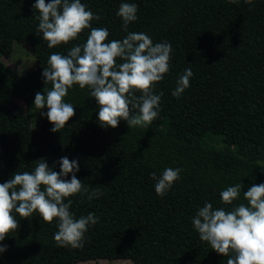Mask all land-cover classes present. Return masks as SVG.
<instances>
[{"label":"trees","instance_id":"1","mask_svg":"<svg viewBox=\"0 0 264 264\" xmlns=\"http://www.w3.org/2000/svg\"><path fill=\"white\" fill-rule=\"evenodd\" d=\"M35 2L0 0V183L15 172H34L40 158L59 172L57 161L67 156L79 161L76 175L82 185L103 195L91 201L81 193L65 198V203L72 201L75 218L90 212L99 218L88 226L82 248L57 245L58 218L47 223L38 212L25 219L13 210L19 228L0 241L8 246L0 264L97 259L227 264L228 257L199 238L192 220L206 201L226 211L247 206L244 191L264 183V0L251 5L244 0H81L100 17L91 26L109 30L106 43L123 40L128 32L145 33L154 44L170 43L169 71L153 86L163 95L158 117L146 127L130 128L123 119L116 128L101 127L92 89L74 84L63 99L75 107V115L60 132L50 130L48 119L32 128L35 94L52 88L42 77L49 56L67 55L83 45L91 28L49 48L37 34ZM124 2L138 6L137 19L127 31L117 15ZM14 41L31 47L34 69L22 73L2 61V56H11ZM123 62L116 58L117 66ZM187 68L194 73L190 86L174 97ZM133 94L142 95L138 90ZM14 99L25 102V114L10 109ZM130 109V115L138 114ZM169 167L182 169L180 178L159 196L151 174L159 176ZM237 184L242 186L239 197L223 204L220 192Z\"/></svg>","mask_w":264,"mask_h":264},{"label":"clouds","instance_id":"2","mask_svg":"<svg viewBox=\"0 0 264 264\" xmlns=\"http://www.w3.org/2000/svg\"><path fill=\"white\" fill-rule=\"evenodd\" d=\"M251 5L253 0H244ZM238 3V0H229ZM33 8L39 12L37 34H42L48 47L67 44L78 37L85 28H91L86 43L72 47L67 55L52 53L44 67L42 77L46 86L44 93L37 92L33 105L40 110L53 127L60 132L75 115V107L65 103L64 97L74 84L80 88L88 86L91 96L99 105L98 122L103 128H116L121 119L130 128L146 127L159 115L163 93L156 94L154 84L169 71L170 43H153L145 33L128 32L123 40L105 41L109 36L107 28L91 26L92 20H99L98 14L86 9L81 0H36ZM138 6L135 3H121L117 15L123 20L127 31L130 22L137 19ZM124 62L117 66L116 58ZM118 68V70H116ZM194 75L191 68L184 70L173 90L174 97H180L190 86ZM134 90L142 93L139 97ZM131 108L138 114L130 115ZM45 106L47 111H42ZM60 171L50 169L44 158L39 159L34 172H15L9 180L0 183V241L11 231L19 228L13 210L27 219L38 212L43 220L52 223L58 218V231L54 239L58 246L82 248L89 225H95L98 217L88 213L78 219L70 211L71 200L65 198L77 193L86 194L88 200L103 195L100 189L91 192L82 185L76 173L80 170L78 160L67 156L57 161ZM180 168H166L155 181L157 195L164 196L175 181L180 178ZM71 173V179H66ZM41 185L44 189L41 190ZM241 185L228 186L220 192L223 204L231 205L241 191ZM248 205L241 203L231 211L213 208L205 202L193 217L194 229L202 241L208 242L213 250L228 257L227 264H264V183L253 184L243 193ZM6 244H0V254L7 251Z\"/></svg>","mask_w":264,"mask_h":264},{"label":"rangeland","instance_id":"3","mask_svg":"<svg viewBox=\"0 0 264 264\" xmlns=\"http://www.w3.org/2000/svg\"><path fill=\"white\" fill-rule=\"evenodd\" d=\"M2 61L9 67L19 71V72H27L35 67V58L32 53V49L28 45H24L18 43L16 41L13 42V52L10 57H1ZM9 107L11 110L16 111L17 115H23L26 112V104L22 100L14 99L9 102ZM46 112L45 110H42ZM47 118L40 115V110L35 108L31 111V125L32 128L37 129L40 127L42 121ZM264 164V162H263ZM130 260L125 259H97V260H88V261H80L74 264H130Z\"/></svg>","mask_w":264,"mask_h":264}]
</instances>
